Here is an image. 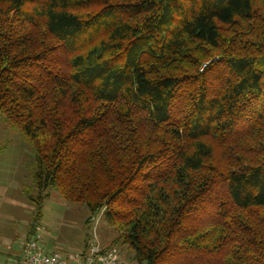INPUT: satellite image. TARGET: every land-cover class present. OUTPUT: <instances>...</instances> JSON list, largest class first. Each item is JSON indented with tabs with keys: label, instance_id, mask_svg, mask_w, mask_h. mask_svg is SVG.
<instances>
[{
	"label": "trees",
	"instance_id": "1",
	"mask_svg": "<svg viewBox=\"0 0 264 264\" xmlns=\"http://www.w3.org/2000/svg\"><path fill=\"white\" fill-rule=\"evenodd\" d=\"M0 118L23 247L56 190L136 264H264V0H0Z\"/></svg>",
	"mask_w": 264,
	"mask_h": 264
},
{
	"label": "rangeland",
	"instance_id": "2",
	"mask_svg": "<svg viewBox=\"0 0 264 264\" xmlns=\"http://www.w3.org/2000/svg\"><path fill=\"white\" fill-rule=\"evenodd\" d=\"M0 149V264H13V256L23 254V243L35 214V204L24 192L31 185L29 165L33 151L20 131L2 118ZM49 194L38 222L45 252L77 254L90 240L106 248L117 239L116 230L102 212L92 216L85 205L66 201L60 192L51 190ZM116 248L124 261L136 264L130 258L131 250L121 244Z\"/></svg>",
	"mask_w": 264,
	"mask_h": 264
},
{
	"label": "built area",
	"instance_id": "3",
	"mask_svg": "<svg viewBox=\"0 0 264 264\" xmlns=\"http://www.w3.org/2000/svg\"><path fill=\"white\" fill-rule=\"evenodd\" d=\"M24 264H127L116 248L107 249L94 240L90 241L84 253L62 255L58 252L46 253L41 244V234L34 233L23 247Z\"/></svg>",
	"mask_w": 264,
	"mask_h": 264
},
{
	"label": "crops",
	"instance_id": "4",
	"mask_svg": "<svg viewBox=\"0 0 264 264\" xmlns=\"http://www.w3.org/2000/svg\"><path fill=\"white\" fill-rule=\"evenodd\" d=\"M11 255H9L10 257ZM15 258V262L13 264H24L23 260H22V255H14L13 256Z\"/></svg>",
	"mask_w": 264,
	"mask_h": 264
}]
</instances>
